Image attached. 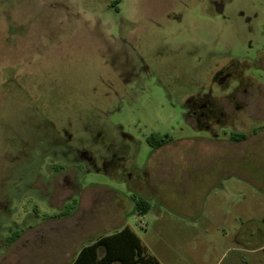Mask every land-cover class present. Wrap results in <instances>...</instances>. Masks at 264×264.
Listing matches in <instances>:
<instances>
[{
  "label": "rangeland",
  "instance_id": "rangeland-1",
  "mask_svg": "<svg viewBox=\"0 0 264 264\" xmlns=\"http://www.w3.org/2000/svg\"><path fill=\"white\" fill-rule=\"evenodd\" d=\"M232 62L249 136L223 147L182 102ZM231 218H264V0H0V264H70L126 226L160 264H264Z\"/></svg>",
  "mask_w": 264,
  "mask_h": 264
},
{
  "label": "flooded vegetation",
  "instance_id": "flooded-vegetation-1",
  "mask_svg": "<svg viewBox=\"0 0 264 264\" xmlns=\"http://www.w3.org/2000/svg\"><path fill=\"white\" fill-rule=\"evenodd\" d=\"M234 83L233 86L229 87L226 85L221 92L219 97L213 94V89L210 81L214 82H224L228 84V81ZM208 91L206 93H201L204 90L196 91L194 94L185 95L182 104L187 108L185 109V116L187 117L186 123L189 128L196 129L198 131H203L209 136L208 139L214 141L213 139L219 140L218 135L213 133L214 128H221L224 137L221 139L224 143H237L241 142L249 135L245 134L235 122V117L238 113H241L244 109L248 108V103L246 102V95L249 88L243 86L244 76L243 71L238 70L235 63L222 65L220 68L214 71L211 77L205 80ZM218 98V101L216 100ZM260 126L255 124L251 129L252 134H257L258 128ZM227 131V134L225 133ZM244 135L245 139H240ZM207 139V140H208ZM155 144L154 150L160 148L159 144L165 139L163 137L150 138Z\"/></svg>",
  "mask_w": 264,
  "mask_h": 264
},
{
  "label": "trees",
  "instance_id": "trees-1",
  "mask_svg": "<svg viewBox=\"0 0 264 264\" xmlns=\"http://www.w3.org/2000/svg\"><path fill=\"white\" fill-rule=\"evenodd\" d=\"M245 136L242 135L240 139ZM168 140V139H167ZM167 140L159 144L163 146ZM73 207V206H72ZM72 207L64 210L62 215L71 212ZM137 208L142 212L148 210L144 202H138ZM15 236V235H13ZM12 240V238L10 239ZM70 264H160L155 257L149 255L140 239L129 228L124 227L116 233L97 238L94 242L83 246L75 255Z\"/></svg>",
  "mask_w": 264,
  "mask_h": 264
},
{
  "label": "crops",
  "instance_id": "crops-1",
  "mask_svg": "<svg viewBox=\"0 0 264 264\" xmlns=\"http://www.w3.org/2000/svg\"><path fill=\"white\" fill-rule=\"evenodd\" d=\"M238 143L239 142H237V144ZM234 144H236V142L227 143L226 146L223 147H228L229 145ZM229 221L232 222L233 225H230L227 229L229 234L236 239L235 243L239 247L237 250L238 252H247L248 254H255L257 252L264 251V247L252 244L247 240V238L256 239L258 237V234L264 235V218L263 221H261V224L257 225H244V223H242V221H240L238 218H231ZM219 229H221L222 232L227 234L224 227L221 226ZM245 264H248V262H246Z\"/></svg>",
  "mask_w": 264,
  "mask_h": 264
}]
</instances>
